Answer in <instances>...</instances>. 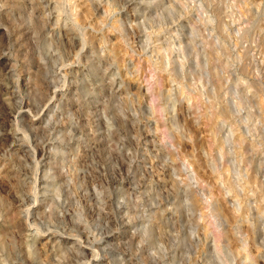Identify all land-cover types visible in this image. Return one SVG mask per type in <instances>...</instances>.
Returning a JSON list of instances; mask_svg holds the SVG:
<instances>
[{"label": "rangeland", "instance_id": "obj_1", "mask_svg": "<svg viewBox=\"0 0 264 264\" xmlns=\"http://www.w3.org/2000/svg\"><path fill=\"white\" fill-rule=\"evenodd\" d=\"M114 262L264 264V0H0V264Z\"/></svg>", "mask_w": 264, "mask_h": 264}, {"label": "bare ground", "instance_id": "obj_2", "mask_svg": "<svg viewBox=\"0 0 264 264\" xmlns=\"http://www.w3.org/2000/svg\"><path fill=\"white\" fill-rule=\"evenodd\" d=\"M58 119H59V118H58ZM70 131H71V130H70ZM74 131H75V130H74ZM77 137H78V136H77ZM55 146H57V145H55ZM58 148H59V147H58ZM56 150H58V149H56ZM39 151H40V150H39ZM59 151H60V149H59L57 152H59ZM33 152H34V151H33ZM62 153H63V152H62ZM33 154H34V153H33ZM74 156H75V155H74ZM39 159H40V158H39ZM37 160H38V159H37ZM38 161H39V160H38ZM34 162H35V161H34ZM36 162H37V161H36ZM38 164H39V163H38ZM36 165H37V164H36ZM60 173H61V172H60ZM64 174H65V173H64ZM54 175H55V174H54ZM56 175H57V174H56ZM61 176H63V175H61ZM88 177H89V176H88ZM52 178H53L54 181H55L56 178H55L54 176H53ZM59 178H60V176H59ZM35 179H36V178H35ZM60 179H61V178H60ZM60 179H59V181H60ZM56 180L58 181V178H57ZM71 181H72V180H71ZM87 181H88V180H87ZM36 182H37V181H36ZM64 182H65V181H64ZM79 182H80V181H79ZM55 183H56V181H55ZM82 183H83V182H82ZM87 183H88V182H87ZM36 185H37V184H36ZM57 185H58V184H57ZM62 185H63V184H62ZM109 185H111V184H109ZM109 185H108V186H109ZM113 185H114V184H113ZM37 186H38V185H37ZM80 188H81V187H80ZM102 188H103V187H102ZM59 189H60V188H59ZM59 189H57V191H59ZM74 190H75V189H74ZM104 190H105V188H104ZM104 190L102 189V191H104ZM76 191H78V189H76ZM89 191H90V190H89ZM100 191H101V190H100ZM108 191H109V190H108ZM95 192H96V191L94 190V193H95ZM77 193H78V192H77ZM98 193H99V194H98ZM98 193H96L97 196H98V195L101 196V194L104 193V192L101 193V192L98 191ZM107 193H108V192H107ZM83 196H84V194H83ZM95 196H96V195H95ZM94 198H95V197H94ZM96 198H97V197H96ZM98 199H99V198H98ZM102 199H103V198H102ZM94 200H95V199H94ZM95 201H96V200H95ZM99 202L102 203L101 198H100V201H99ZM88 203H89V202H88ZM79 204H80V203H79ZM95 205H96V204H95ZM100 205H101V204H100ZM103 205H104V203H103ZM97 207H102V206H99V205H98ZM119 207H121V206H119ZM96 209H97V208H96ZM103 209H104V208H103ZM120 209H121V208H120ZM104 214H105V213H104ZM97 216L100 217L99 212L97 213ZM111 218H112V217H111ZM103 221H104L106 224H109V217H106V219H105V217H103ZM110 221H111V220H110ZM116 221H117V220H116ZM116 221H115V222H116ZM118 222H119V220H118ZM121 222H122V221H121ZM123 222H124V221H123ZM125 222H126V221H125ZM105 223H104V224H105ZM110 223H111V222H110ZM126 223H127V222H126ZM117 224H118V223H117ZM121 224H122V223H121ZM128 224H129V223H128ZM49 240H50V239H49ZM49 240H48V241H49ZM48 241H47V242H48ZM66 241H67V240H66ZM66 241H65V242H66ZM49 242L52 243L53 241L50 240ZM80 242H81V241H80ZM53 244H55V242H54ZM44 245H45V244H44ZM51 246H54V245L51 244ZM52 249H53V247H52ZM52 249H51V250H52ZM109 259H110V258H109ZM56 262H57V261H56ZM58 262H59V261H58ZM58 262H57V263H58ZM89 263H90V262H89ZM114 263H115V262H114ZM93 264H94V263H93ZM115 264H116V263H115ZM117 264H118V263H117Z\"/></svg>", "mask_w": 264, "mask_h": 264}]
</instances>
